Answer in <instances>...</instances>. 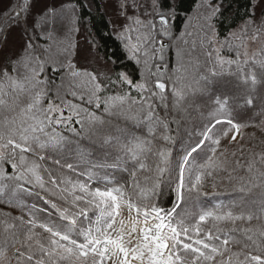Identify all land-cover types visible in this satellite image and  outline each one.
<instances>
[{
    "label": "snow or ice",
    "instance_id": "1",
    "mask_svg": "<svg viewBox=\"0 0 264 264\" xmlns=\"http://www.w3.org/2000/svg\"><path fill=\"white\" fill-rule=\"evenodd\" d=\"M0 264H264V0H0Z\"/></svg>",
    "mask_w": 264,
    "mask_h": 264
},
{
    "label": "trees",
    "instance_id": "2",
    "mask_svg": "<svg viewBox=\"0 0 264 264\" xmlns=\"http://www.w3.org/2000/svg\"><path fill=\"white\" fill-rule=\"evenodd\" d=\"M186 8L189 14H192V9L194 8V0H186ZM196 23H197L196 28H193L194 30L192 29L191 36L189 35L187 36L188 40L190 41L186 44V46H183L182 42H180L179 46L187 53L185 57L186 60H190L192 63H195L197 60H199L201 63H203L205 59L206 48L202 46L203 33H201L199 30L198 21ZM178 24L181 26V28H183V25H184V13L183 12L181 13V19L178 21ZM97 27H98V30L105 31L103 27L100 25L99 14L97 15ZM228 31L229 29L227 28L221 29V32L223 33L220 36L221 40H223L224 35H226ZM113 50H116L114 42L111 40L107 41V51L111 53ZM222 55H224L225 57H229V56L235 57V52L234 51L229 52L228 49L225 48L222 51ZM168 58L170 61H173V62L175 61V50L174 49L168 53ZM253 123H255V121H253ZM249 131L251 132L252 129L250 128ZM258 139H260L259 136H258Z\"/></svg>",
    "mask_w": 264,
    "mask_h": 264
},
{
    "label": "rangeland",
    "instance_id": "3",
    "mask_svg": "<svg viewBox=\"0 0 264 264\" xmlns=\"http://www.w3.org/2000/svg\"><path fill=\"white\" fill-rule=\"evenodd\" d=\"M196 22H197V20H196L195 18H193L192 23H191V27H188V29H187L188 33H190L189 36H191L192 29H193V28H196V25H197ZM193 30H194V29H193ZM187 36H188V35H187ZM187 36L185 37V40H186L187 43H188L190 40H188V37H187ZM76 39L82 43L84 37H83L82 34H78V35L76 36ZM181 42H182V45H183V46H186L187 43H184L183 41H181Z\"/></svg>",
    "mask_w": 264,
    "mask_h": 264
}]
</instances>
